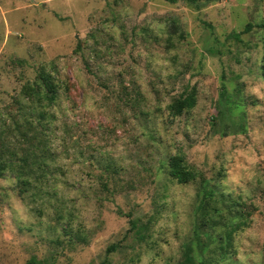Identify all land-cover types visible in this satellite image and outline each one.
Masks as SVG:
<instances>
[{"label": "rangeland", "instance_id": "1", "mask_svg": "<svg viewBox=\"0 0 264 264\" xmlns=\"http://www.w3.org/2000/svg\"><path fill=\"white\" fill-rule=\"evenodd\" d=\"M263 65L264 0H0V264H264Z\"/></svg>", "mask_w": 264, "mask_h": 264}, {"label": "trees", "instance_id": "2", "mask_svg": "<svg viewBox=\"0 0 264 264\" xmlns=\"http://www.w3.org/2000/svg\"><path fill=\"white\" fill-rule=\"evenodd\" d=\"M174 2L175 0H168ZM192 4H196L198 0H188ZM208 1H218V0H208ZM249 29V27L247 28ZM238 39V35H235ZM264 69V65H263ZM39 79L41 81V86L35 90V93L40 95L39 89L45 88L44 96L45 101L48 105L54 104L56 100V87L52 82V77L49 73H42L39 75ZM196 105L195 94L190 93L183 98H179L175 100L170 106L169 110L172 116L177 117L181 115L184 111L192 109ZM170 177L173 178L178 184H189L195 182L199 174L192 170L185 159L184 155L178 154L173 156L168 165ZM27 264H47L44 261L38 260L35 256L27 262Z\"/></svg>", "mask_w": 264, "mask_h": 264}]
</instances>
